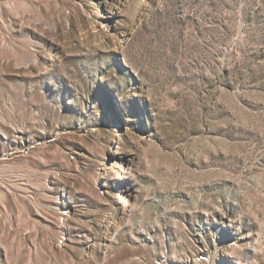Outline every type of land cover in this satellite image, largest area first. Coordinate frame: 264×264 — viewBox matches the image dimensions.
<instances>
[{
    "label": "rangeland",
    "instance_id": "374dc122",
    "mask_svg": "<svg viewBox=\"0 0 264 264\" xmlns=\"http://www.w3.org/2000/svg\"><path fill=\"white\" fill-rule=\"evenodd\" d=\"M0 264H264V0H0Z\"/></svg>",
    "mask_w": 264,
    "mask_h": 264
},
{
    "label": "bare ground",
    "instance_id": "6f19581e",
    "mask_svg": "<svg viewBox=\"0 0 264 264\" xmlns=\"http://www.w3.org/2000/svg\"><path fill=\"white\" fill-rule=\"evenodd\" d=\"M61 211V210H60Z\"/></svg>",
    "mask_w": 264,
    "mask_h": 264
}]
</instances>
